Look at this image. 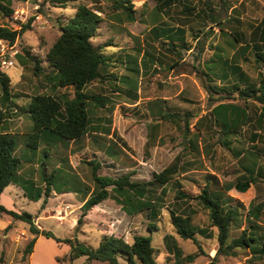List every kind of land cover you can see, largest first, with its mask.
I'll list each match as a JSON object with an SVG mask.
<instances>
[{
  "label": "rangeland",
  "instance_id": "374dc122",
  "mask_svg": "<svg viewBox=\"0 0 264 264\" xmlns=\"http://www.w3.org/2000/svg\"><path fill=\"white\" fill-rule=\"evenodd\" d=\"M132 1L134 23L127 22L106 0H80L66 7L46 3L39 11L34 10L37 0H15L12 16L0 14V26L11 30H20L22 24L31 21V29L17 40L20 53L14 59L15 66L0 68L11 78L13 102L3 101L0 83V133L4 131L5 119L27 114V107L36 95L74 98L72 87L55 88V81L50 78L55 71L48 67L46 54L60 36V26L75 16L80 4L101 11L103 21L92 42L112 57L109 75L85 88L87 94L107 100L104 108L90 103L92 126L88 135L65 145L40 142L39 151L27 147L28 137L21 136L24 139L21 144L18 140L20 147L16 153L23 160L21 174L5 191L6 197L0 204L18 213L32 214L40 230L51 231L59 239L77 236L94 248L101 243L103 228L106 233L114 231L130 244L137 235L152 236L157 264H264V255L253 257L254 249L264 250V240L259 235H255L257 243H251L253 248L238 247L234 250L236 256H219L213 261L219 247L218 231L211 227L209 212L203 204L191 199L202 193L208 174L218 177L217 183L209 184L212 191H221L226 182H234L240 173L234 163L237 151L248 149L253 136L259 135L255 120L264 107L240 95L237 88L245 87L244 77L232 70L239 66L254 84H259L264 76V67L255 62V53L264 51L260 33L264 0H185L186 3L176 0L168 9L163 7L162 12L155 9L156 0ZM38 15L43 17L40 22L36 20ZM154 26H184L185 44L171 51L172 39L156 38L151 31ZM229 32L239 39L238 44ZM216 48L221 63L214 68L215 76L204 62L215 55ZM25 50L30 52L29 57ZM35 61L39 62L40 72L35 71ZM221 104L244 109L249 113L250 125L234 135L235 130L245 126L243 119L231 120L226 107L217 109L213 115L214 107ZM164 114L175 116L164 118ZM22 126L17 134L32 133L25 121ZM256 148L264 167V141ZM90 162L100 164L101 176L129 175L132 181L140 183L154 180L155 174L174 164L180 167V172L164 187L166 194L161 195L162 207L156 220H150L148 211L129 216L110 198L89 211L76 232L84 213L81 209L84 201L96 190ZM44 170L48 177L55 175L54 189L48 197L43 195L39 202H34L25 191L35 193L32 183L40 190L46 189ZM259 176H256L259 184L255 185L260 194L258 203L264 201V174ZM15 186L24 191L17 189L10 194L16 190ZM153 189L159 196L162 188ZM179 192L188 197L179 199ZM231 205L234 206V201ZM171 213L190 217L197 231L209 232L205 237L196 235L200 251L192 240H184L177 234ZM241 214L245 221L246 211ZM10 219L13 225L0 232V264H106L87 262L86 257L71 263L67 245L41 236L34 254L24 257L33 239L29 225ZM152 224L153 232L149 229ZM24 234L26 238L22 237ZM240 234L239 227L233 226L232 239ZM190 255H196V259L189 260ZM119 260L127 263L124 256Z\"/></svg>",
  "mask_w": 264,
  "mask_h": 264
},
{
  "label": "trees",
  "instance_id": "16d2710c",
  "mask_svg": "<svg viewBox=\"0 0 264 264\" xmlns=\"http://www.w3.org/2000/svg\"><path fill=\"white\" fill-rule=\"evenodd\" d=\"M15 0H0V14L9 17L13 14L12 3ZM27 2L28 0H16ZM80 0H47V3L55 7H66L70 3H76ZM156 8L158 12H162V8L171 7L176 0H156ZM181 0H178L180 2ZM5 4H2V3ZM118 14H123L125 20L129 23L136 22L135 7L132 0H106ZM187 1L184 0V3ZM101 11L95 10L86 5L80 4L76 7V14L65 25L60 26L61 34L56 39L55 43L48 50L46 54L48 67L55 71V75L51 76V80L55 81V88H69L74 89V98L69 99L68 95H36L31 99L27 113L33 121V131L29 134H9L0 133V198L5 189L11 184L15 183V178L21 174L23 160L19 158L16 153L20 147L21 139H29L25 144L32 150L39 151L40 142H56L63 145L69 142H78L88 135L91 130V114L90 103H94L95 107H105L107 100L102 97L91 96L87 94L85 88L98 80H104L108 74V68L112 62V57L103 52L101 46L97 47L92 40L97 36L100 24L103 18L100 16ZM31 21L27 24H22L20 30H11L0 26V40L6 42L9 46L17 45V40L22 35L31 29ZM158 32V30H156ZM264 44V21L260 28ZM235 43H239V39L234 36ZM107 47V46H106ZM263 49L255 53V62L264 67V51ZM29 57L30 52L25 50ZM35 60V59H34ZM35 71L40 72L39 62L35 61ZM234 74L240 78L244 77L242 81L245 87H238L237 91L244 99L253 100L260 103L264 107V76L261 78L259 84L250 83L244 72L239 66H234L232 70ZM0 83L3 91V101H11V78L8 74L0 70ZM226 107L227 117L231 120L237 121L238 118L243 119V124L248 121V114L240 107H229L227 104H221L213 110ZM230 111V114L228 113ZM164 118H169L171 114H164ZM261 121L264 120V109L261 113ZM244 126V125H243ZM240 129L234 131L239 133ZM225 133V129L223 130ZM226 134V133H225ZM21 136H25L22 138ZM256 139V136L255 138ZM20 144H19V141ZM48 155V153H46ZM93 170V179L96 185V190L91 197L84 201L82 206L83 215L78 221L76 232H79L81 226L84 224V217L94 207L100 205L102 202L113 198L116 203L122 206V209L129 216L139 214L143 211L149 212L150 220H156L161 209L162 198L165 195L164 187L168 185L175 175L180 172V167L174 164L159 174L154 175V180L150 182H134L129 175L119 178H111L101 176L98 174L100 164L90 162ZM249 168V167H248ZM46 170V168H44ZM44 170L43 178L46 183V189L40 190L32 183L35 188V193L32 191H25L28 197L32 198L34 202H39L43 195L48 197L53 187L55 175L50 174L48 177ZM249 176L243 175L237 178L234 182L225 184L223 190L212 191L210 189V182L217 183V178L214 175H208V183L203 189L202 193L191 199L199 200L207 209L210 215L211 227L217 229L218 250L213 261H216L219 256H236L234 251L238 247L253 248L252 242L257 243L255 233L244 229L238 238L232 239L233 226L241 228V213L245 206L238 202L237 207L231 205L234 198L227 195L232 189H236L240 193L247 192L251 185L255 183L254 170L247 169ZM162 188L159 196L156 195L153 187ZM31 187V186H30ZM70 192V191H68ZM67 192V193H68ZM183 192H179L178 198H187ZM46 200V198H45ZM44 200V201H45ZM42 209H45V204ZM262 215L264 217V204L254 206L251 204L247 211V216L253 219L250 228L256 230L263 229L258 224V219L253 216ZM9 216L18 221L25 222L29 225V232L33 239L25 249L24 257L32 256L34 248L37 244L38 238L44 237L46 239H53L57 244H64L69 247V261L71 263L76 260L86 257L87 262L100 261L106 264H122L119 260L124 256L127 260L126 264H157L156 249L152 245V236L137 235L134 237L132 244L126 242L122 236L115 233H107L103 236L98 248H94L86 243L81 242L78 237L69 239H59L51 231L40 230L34 224V217L27 212L18 213L14 210L6 208L0 204V217ZM172 225L175 227L177 234L184 240H192L199 248L202 249L196 235L200 234L203 237L208 235L207 230H196L193 226L190 217H184L171 213ZM255 221V222H254ZM9 228V227H8ZM150 231L153 232L155 225H150ZM263 239V237H261ZM253 257H263L264 250L256 248L253 250ZM189 260L196 259V255L187 257ZM58 261V260H57Z\"/></svg>",
  "mask_w": 264,
  "mask_h": 264
},
{
  "label": "crops",
  "instance_id": "0c3cea01",
  "mask_svg": "<svg viewBox=\"0 0 264 264\" xmlns=\"http://www.w3.org/2000/svg\"><path fill=\"white\" fill-rule=\"evenodd\" d=\"M184 28H185L184 26L183 27L182 26H177L176 28L172 27V26L171 27L170 26L169 27L154 26L151 31H153L155 33V37L158 38V39H160V37H162V36L166 37L167 39H172V41H173L172 42L173 49H171V51H172V50L180 49L178 47H180L181 44H185L186 39H185V29ZM156 30H158V32ZM221 31H222V29H221ZM229 34L234 37V34L232 32H229ZM250 40L254 41L251 38H250ZM241 45H244V44H241ZM248 46L249 45L245 44L244 47L248 48ZM217 49L218 48H216V50L214 51L215 55L213 57H211L208 61L204 62V63H206V65H210V66H208L209 72L212 71L214 73L215 72L214 68L216 67V65L221 63V56L220 55L217 56ZM209 72H206V73H209ZM214 74L216 76V73H214ZM224 75L226 76V74H224ZM51 76H53V75L50 74V77ZM251 101H253V100H251ZM10 102H12V99H11ZM253 102H256V101H253ZM30 103H29V105H30ZM256 103H258V102H256ZM29 105H28V107H29ZM28 107H27V109H28ZM217 107L218 106H215L214 109L217 108ZM25 112H26V110H25ZM262 112L263 111H261V113ZM246 113L249 116V113L248 112H246ZM261 113H260L259 117L255 120L257 129L259 130L258 131L259 135L256 136L257 139L254 140V136H253V138H252L253 141H252V143H250L251 146H249L248 149L237 151L236 157H235L236 160L234 161L235 165H237V171L240 172L239 175L237 176V178H239V177H241L243 175L249 176V173H247V169H251V170H254V174H252V176L254 177L253 179H254L255 183L252 184L250 189L247 192H245V193L239 194L240 192H238L236 189H232L229 192H227V195L232 197V198H234V207H237V203L238 202L242 203L245 206V209H243L244 211H246V214H245V217H244L245 221H243V219H242L243 214H241L240 219H241L242 222H241L240 226L243 224V227L240 228V231L242 232L244 229H248L249 232L252 231V233H255L256 235H259V236L263 237V240H264V217H263V214L262 215H256V213H253V216L259 220L258 224L263 227V229H259V230H256L253 227L250 228V224L253 223V219L252 218L250 219L247 216V211H248L249 206L251 204H253L254 206H258L260 204H264V201H260L259 203L256 202L257 199H259L260 194L258 192V185L255 186L256 184H259L258 183L259 180H257L258 178L256 176L260 177L259 175H261L262 173L264 174V167L261 164L260 154L255 152L256 145H258L260 142L264 141V138H263L264 137L263 136L264 135L263 134V132H264L263 131V129H264V120L261 121V118H260ZM19 120H21V121L19 122ZM4 121H6L3 124V130L4 131L1 132V133L17 134L18 132H16V131H18L19 128L23 127L22 125L24 124V121L26 122L27 126L30 127L33 130V121L31 120V117L29 116L28 113L25 114V115L11 116L8 119H5ZM249 122H250V117L248 118V121L245 124V126H243L242 128H245L246 126H249L250 125ZM239 133H236V134L234 133V135H237ZM235 140H237V138H235ZM263 157H264V154H263ZM208 175H214L218 179V177L215 174H208ZM226 183H228V182H226ZM11 185H13V184H11ZM15 187H16V190L14 189L13 191H11L10 194L17 192V189L23 190L19 186H15ZM7 189H8V187L5 189V191ZM5 191H4V193L2 194V196L0 198V203H1V199L6 197L5 196ZM231 195H233L234 197L231 196ZM8 209L12 210L13 208L8 207ZM243 210H241V211H243ZM241 211H240V213H241ZM12 223L13 222L10 219L9 216H6V215L1 216L0 217V232L5 231L9 226L13 225ZM72 225H74V224H72ZM103 231H104L105 234L108 233V232L106 233L104 228H103ZM113 232L114 231H110V233H113ZM7 236L8 235H6V237ZM133 242H134V240L132 241V243ZM248 258H251V256L248 257Z\"/></svg>",
  "mask_w": 264,
  "mask_h": 264
},
{
  "label": "built area",
  "instance_id": "2783aa9c",
  "mask_svg": "<svg viewBox=\"0 0 264 264\" xmlns=\"http://www.w3.org/2000/svg\"><path fill=\"white\" fill-rule=\"evenodd\" d=\"M47 0H37L36 5L34 6L35 11H39L43 4H46ZM42 16L38 15L36 20L40 22L42 20ZM21 28V27H20ZM20 53L17 45L9 46L6 42L0 40V68L1 69H10L15 66L14 59ZM22 235V237H24ZM26 238V237H24Z\"/></svg>",
  "mask_w": 264,
  "mask_h": 264
}]
</instances>
